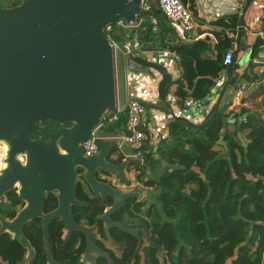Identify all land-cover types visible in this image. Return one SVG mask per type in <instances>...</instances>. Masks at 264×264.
<instances>
[{"label":"trees","instance_id":"1","mask_svg":"<svg viewBox=\"0 0 264 264\" xmlns=\"http://www.w3.org/2000/svg\"><path fill=\"white\" fill-rule=\"evenodd\" d=\"M21 1L0 0V5L12 7ZM181 1L186 4L187 0ZM239 17L235 12L209 22L214 27L211 33L216 42L213 45L203 38L176 46L178 74L170 84L175 104H181L188 97H207L213 89L218 91V79L224 72L220 59L235 40L233 35ZM261 30L264 31V26ZM166 31L162 22L158 33H151L146 24L139 31L142 47L150 49L156 42L162 47ZM262 35H257L253 53L264 49V33ZM258 67L264 71V64L249 59L244 67L237 69L238 80L248 83L247 92L258 78L255 73ZM235 88L236 85L231 88L229 99ZM158 107L164 108L161 103ZM123 123L124 113H121L116 124L104 126L102 131L117 132ZM59 125L58 122H46L52 131ZM45 137L44 129L37 123L30 138ZM220 137L226 143L227 151L218 143ZM143 155L144 164L134 165L135 177L156 190L154 200L136 202L134 198L111 216L118 222L126 217L135 219L129 227L141 229L137 237L113 229L109 231L108 239L104 222L98 217L112 204L111 200L102 201L85 180L78 183L76 198L86 204L71 207L74 221L93 228L92 240L106 254L105 257L96 254L95 264H264L262 113L247 109L232 112L225 103L200 129L181 120H168L167 135L156 144L150 142L147 134ZM111 162L119 165L123 157L119 155ZM24 205L13 189L0 199V216L10 220ZM56 206V195H46L44 212ZM41 225L42 220L36 218L23 227L26 239L34 248L29 264H50ZM66 232L60 218L50 222L52 264H93L83 259L84 234L75 231L64 242ZM27 253V248L12 233L0 234V264H25Z\"/></svg>","mask_w":264,"mask_h":264},{"label":"water","instance_id":"2","mask_svg":"<svg viewBox=\"0 0 264 264\" xmlns=\"http://www.w3.org/2000/svg\"><path fill=\"white\" fill-rule=\"evenodd\" d=\"M250 2L245 0L240 25ZM139 12L140 0H22L12 7L0 5V140L8 145L7 166L0 174V199L16 189L25 203L12 219L0 218V234L9 231L27 248L25 264L33 258L34 248L26 239L23 227L36 218L42 220L43 242L50 264L54 260L48 227L59 218L67 231L64 242L75 231L85 234L84 260L95 264L93 252L106 256L92 240L93 228L77 224L72 215V206L86 204L76 198L77 167L84 170L82 178L94 194L102 201L106 197L112 199V205L98 217L105 224L106 237L110 239V228L138 236L137 228L111 219L125 205V200L136 197L138 191L122 192L95 177L96 170L101 169L126 185L129 183L124 173L127 164L107 161L113 141L101 142L98 153L90 156H84L81 142L99 123L105 110H113L115 102L113 50L103 28L119 18L133 20ZM242 32L241 27L238 42L242 41ZM134 61L159 74L158 98L167 104V85L174 81L167 68L143 57H135ZM234 62L225 66L229 77L201 124H192L185 118L171 119L184 121L195 129L209 122L236 83L237 76H232V72L239 62ZM47 121L61 125L52 131L47 128ZM37 123L44 129L45 138H30ZM218 143L227 151L221 137ZM22 155L25 162L19 158ZM49 193H56L57 206L45 213V196Z\"/></svg>","mask_w":264,"mask_h":264},{"label":"built area","instance_id":"3","mask_svg":"<svg viewBox=\"0 0 264 264\" xmlns=\"http://www.w3.org/2000/svg\"><path fill=\"white\" fill-rule=\"evenodd\" d=\"M236 2L238 6L236 12L240 16L245 0H236ZM260 4L261 1L251 0L248 6L256 12L252 20L256 24L260 23L262 18V9H258ZM161 22L167 28L162 47L144 49L138 38L140 29L148 24L151 33H158ZM205 22L196 17L189 6L181 0H140V12L133 20L119 18L104 26L103 33L113 50L115 102L113 110H105L99 123L89 131L87 138L81 142L84 156L98 153L99 144L103 142L102 136H115L118 139L113 141L111 147L113 151L110 153L109 160L113 161L121 155L123 161H128L127 168L129 165L141 166L145 162L143 142L146 141L147 134L150 137V142L156 144L160 138L166 137L167 123L168 120H172L171 118H185L189 121L191 117H194L204 120L210 114L216 91L201 99L188 97L181 104H175L173 97L168 94L167 104H164L158 98L159 74L156 73L155 78H152L149 71L140 70L141 66L134 61L135 57H143L149 61L163 64L172 77L174 74L177 75L178 71L173 70L179 59L176 46L201 37V35L194 36L193 30L196 27L206 26ZM241 27L243 31H250L249 28L246 29L244 20L242 25H238L236 34L233 35L235 40ZM263 33L264 31L259 27L257 35L263 37ZM209 37L213 43L216 42L212 33L209 34ZM234 58L235 44H231L220 62L223 66H227L234 62ZM254 62L264 64V54ZM151 71L154 70L151 69ZM255 73L258 78L252 84L255 86L264 84L262 68H256ZM234 75L236 73H232V76ZM235 85L236 88L231 92V97L226 102L228 108L233 112L250 109L252 103L247 96V81L237 78ZM220 87L221 85L218 84L219 90L222 88ZM160 103L164 107L163 109L158 107ZM121 113H124L123 126L117 132H103L102 127L116 124ZM155 115H158L161 120L159 132H155L152 126V119ZM166 119L167 121H165ZM241 119L243 120L244 117L242 116ZM129 157H136V159L129 160ZM132 185L138 191L137 200L143 201L149 187L138 180L132 182Z\"/></svg>","mask_w":264,"mask_h":264},{"label":"crops","instance_id":"4","mask_svg":"<svg viewBox=\"0 0 264 264\" xmlns=\"http://www.w3.org/2000/svg\"><path fill=\"white\" fill-rule=\"evenodd\" d=\"M185 3L189 6L192 13L196 17L201 18L203 21H206L205 23L208 26H210V28H208L207 25L194 28L193 35L194 36L201 35V37L194 39L190 42L196 41L198 39H203V38L206 39V37H209V34L211 33L212 29H214V27H212L209 24V22L216 17L222 16L225 14L235 13L237 11V8H238V6L236 5V3H237L236 0L235 1H228V0H187ZM262 10H261V13H262L261 22L257 23V24L252 21L256 12L253 9H251V7H248V9L246 10L245 26H246V29L249 28L250 31L244 30L242 32V35H241L242 41L238 42V40L236 39L231 43V44H235V58H234L235 62L234 63L239 62V66L237 68L233 69L232 73H236L237 69L244 67L246 61H248L249 59H252V61L253 60L256 61L264 54V49L259 50L256 53H253V51H252L255 39L257 37L259 27H261V29H262V27L264 26V10L263 11ZM238 35H239V31L237 33V36ZM207 41L211 45L214 44L213 41L210 39V37H209V39H207ZM190 42H188V43H190ZM158 45H159L158 42H156L155 46H152L150 49L161 48V47H158ZM214 53H216L215 50H214ZM223 67H224V69H223L224 72L220 75V77L218 79L221 87L223 86V84L227 80V78L229 77L228 70L225 68V66H223ZM174 69L176 72L178 71L176 65H175V67H173V70ZM140 70L147 71L143 67H140ZM176 76L177 75L174 74L173 79H175ZM170 84L168 85V89H169V94L172 96L173 86ZM218 92H219V88H218V91H216L214 93L215 96L213 97L212 105L215 103V101L217 99ZM247 96L252 103V107L248 110L260 112L264 116V84L258 85V86H255L252 84V88H250L249 92H247ZM227 100H229V96L226 98L225 103L227 102ZM230 111H232V110H230ZM165 121H167V119ZM189 121L195 125H199L203 122V120H200V119H197L194 117H191L189 119ZM152 126H153V129L155 130V132H159V129H161V120L159 119L158 115H155L154 118L152 119ZM134 176H135L134 172L130 173V176L127 175V179L129 180V182L131 181L130 182L131 188L133 187L131 179H134ZM125 188H126V186H125ZM149 191H150V189H149ZM126 218L129 221L131 220L132 222H134V220H135V219L129 218V217H126ZM162 254H163V252H160V255H162Z\"/></svg>","mask_w":264,"mask_h":264},{"label":"flooded vegetation","instance_id":"5","mask_svg":"<svg viewBox=\"0 0 264 264\" xmlns=\"http://www.w3.org/2000/svg\"><path fill=\"white\" fill-rule=\"evenodd\" d=\"M60 126V125H59ZM64 126H66V125H64ZM107 159V161L108 162H110V163H112L108 158H106ZM83 173H84V170L83 169H81L80 167H77L76 168V180H77V189H76V196H77V190H78V183H79V181L80 180H82L83 178H82V175H83ZM95 177H96V179L98 180V181H104V182H108V183H110V186L112 187V188H114V189H116V190H121L122 192L124 191V192H134V191H136V189L134 188V187H132V188H125V185L123 184V183H121L120 181H119V179L118 178H116V176L115 175H113V174H111V173H109V172H107V171H104V170H101V169H97L96 170V174H95ZM127 178V177H126ZM128 185L130 186V183H128ZM49 194H55L56 195V193H49ZM46 195H48V194H46ZM45 198H46V196H45ZM134 198H136V202L138 201L137 200V198H138V193H137V196L136 197H131L130 199H126L125 200V203L127 202V201H131V200H133ZM106 200H111V203H113L112 202V199L110 198V197H106ZM105 200V201H106ZM112 205V204H111ZM110 205V206H111ZM109 206V207H110ZM125 206V205H124ZM123 206V207H124ZM122 207V208H123ZM122 208H120V209H122ZM119 209V210H120ZM117 212V211H116ZM118 222V221H117ZM120 223H122L124 226H127V227H129L131 224H132V221L130 220H128L127 218L125 219V220H123L122 222H120ZM105 225V224H104ZM113 229H117V230H120V229H118V228H110L109 229V231L110 230H113ZM138 229V235H139V232H140V228H137ZM120 231H122V230H120ZM123 232H125V231H123ZM125 233H128V232H125ZM84 234V233H83ZM128 234H130V233H128ZM132 235V234H131ZM106 236V235H105ZM134 236V235H133ZM136 237V236H135ZM84 238H85V234H84ZM92 238H93V231H92ZM105 251V250H104ZM93 254V256H95L96 255V253H92ZM105 257V256H104ZM108 259V258H107ZM90 262V261H89Z\"/></svg>","mask_w":264,"mask_h":264},{"label":"rangeland","instance_id":"6","mask_svg":"<svg viewBox=\"0 0 264 264\" xmlns=\"http://www.w3.org/2000/svg\"><path fill=\"white\" fill-rule=\"evenodd\" d=\"M258 1H261V4L258 6V9L261 10L263 9L264 10V0H258ZM262 10V11H263ZM245 20V18H244ZM157 72L156 71H151L149 72V75L152 77V78H155V74ZM7 152H8V145L6 142L0 140V172L2 173L3 169L6 168L7 166V163H6V158H7ZM20 160L22 162H25V156L22 155L19 157ZM125 162L126 164H128V161H123ZM131 165H129V167L124 171L125 173V176L127 177V175L130 176V173L134 172L135 173V176H136V173L137 171L134 169V166L130 167ZM134 176V179H131L132 182L136 181V177ZM130 183V182H129ZM126 188H131L128 184L125 185ZM150 191L148 190L144 200L145 202H152L154 200V195H155V192L156 190L153 189L152 187L149 188Z\"/></svg>","mask_w":264,"mask_h":264},{"label":"bare ground","instance_id":"7","mask_svg":"<svg viewBox=\"0 0 264 264\" xmlns=\"http://www.w3.org/2000/svg\"><path fill=\"white\" fill-rule=\"evenodd\" d=\"M116 139L118 138L115 136H102L101 138L102 141H116ZM128 159L133 160V159H136V157H129Z\"/></svg>","mask_w":264,"mask_h":264}]
</instances>
